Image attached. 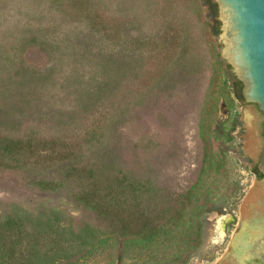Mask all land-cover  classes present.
<instances>
[{"label": "rangeland", "instance_id": "374dc122", "mask_svg": "<svg viewBox=\"0 0 264 264\" xmlns=\"http://www.w3.org/2000/svg\"><path fill=\"white\" fill-rule=\"evenodd\" d=\"M218 20L216 34L202 0H0V139L6 130L15 139L53 141V168L34 174L50 180V171L59 175L54 168L77 164L81 143L112 125L120 134L105 141L114 144L117 168L150 161L153 185L175 196L197 192L209 165L214 176L227 165L243 196L233 213L210 215L208 241L191 264L218 263L256 180L243 160L250 158L246 102L228 78L220 12ZM7 207L31 216L29 231L35 224L43 231L55 214L64 229L93 224L64 191L30 187L5 171L0 213ZM3 235L0 264H64L44 249L11 262ZM78 264L117 263L105 252Z\"/></svg>", "mask_w": 264, "mask_h": 264}, {"label": "trees", "instance_id": "16d2710c", "mask_svg": "<svg viewBox=\"0 0 264 264\" xmlns=\"http://www.w3.org/2000/svg\"><path fill=\"white\" fill-rule=\"evenodd\" d=\"M202 2L208 6L214 32L219 34L218 4L215 0ZM225 68L236 98L243 102L242 83L230 73L229 65ZM113 127L109 125L101 136L94 135L97 143L88 139L81 143L77 164L67 169L54 168L59 175L50 171V180L34 174L40 167L44 169L40 174L53 168L50 154L54 142L15 139L5 130L4 139H0V173L8 171L20 176L28 186L43 191H64L93 219V224L84 222L78 229H64L58 224V215H48L47 228L41 231L35 224L29 231L31 216L20 208L7 207L0 213V233L10 238V246L4 250L11 262L19 252L44 249L64 264H78L105 252L114 253L117 264H191L201 256L208 241L210 215L237 209L243 187L233 179L226 164L217 176L213 175V165H209L197 192L177 196L153 185L148 175L153 167L150 161L138 162L134 170L118 169L114 144L105 141L120 134ZM243 160L251 165L258 179H264L252 159L244 156ZM213 183L211 195L203 197Z\"/></svg>", "mask_w": 264, "mask_h": 264}, {"label": "water", "instance_id": "95a60500", "mask_svg": "<svg viewBox=\"0 0 264 264\" xmlns=\"http://www.w3.org/2000/svg\"><path fill=\"white\" fill-rule=\"evenodd\" d=\"M215 2L223 21V55L243 87L247 152L264 175V0ZM216 264H264V179L256 177L234 238Z\"/></svg>", "mask_w": 264, "mask_h": 264}]
</instances>
